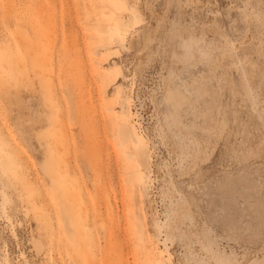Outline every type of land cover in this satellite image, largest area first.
Wrapping results in <instances>:
<instances>
[{"label": "rangeland", "instance_id": "374dc122", "mask_svg": "<svg viewBox=\"0 0 264 264\" xmlns=\"http://www.w3.org/2000/svg\"><path fill=\"white\" fill-rule=\"evenodd\" d=\"M0 23V264H264V0H0Z\"/></svg>", "mask_w": 264, "mask_h": 264}, {"label": "bare ground", "instance_id": "6f19581e", "mask_svg": "<svg viewBox=\"0 0 264 264\" xmlns=\"http://www.w3.org/2000/svg\"><path fill=\"white\" fill-rule=\"evenodd\" d=\"M86 8H85V10H86V13H89V9H88V6L86 5L85 6ZM10 9V8H9ZM6 11V10H5ZM41 11V10H40ZM108 12V11H107ZM40 14H41V12H40ZM4 15V14H3ZM3 17V16H2ZM10 19V18H9ZM52 19V18H51ZM54 19V18H53ZM59 22V21H58ZM1 24V23H0ZM58 24V23H57ZM2 26V25H1ZM54 27V26H53ZM19 28V27H18ZM49 28H51L50 26H49ZM13 29V28H12ZM52 29V28H51ZM99 31H103L104 29H103V27H100L99 29H98ZM14 31V30H13ZM51 31V30H50ZM54 32V31H53ZM13 33H15V31L13 32ZM25 34V33H24ZM15 35V34H14ZM17 35L18 34H16V37H15V39L17 38ZM27 36V35H26ZM13 37V38H14ZM30 37V36H29ZM28 37V38H29ZM48 37H49V35H48ZM27 38V39H28ZM19 39H20V37H18V39H17V42H16V47H17V49L18 50H20V49H22L23 47H24V45L26 44V43H24V42H26L27 40H24L22 43H23V46L21 45L22 43H21V41L23 40V38H21V40L19 41ZM12 42V41H11ZM18 42H20V43H18ZM42 42V41H41ZM46 43V42H45ZM49 43H51V42H49ZM27 45V44H26ZM25 45V47L24 48H26L27 46ZM109 45H111V44H109ZM43 46V45H42ZM58 46V45H57ZM56 49V48H55ZM1 50V49H0ZM28 50V49H27ZM35 50V49H34ZM57 52V51H56ZM94 54H96V52L94 53ZM49 56V55H48ZM55 59V58H54ZM94 63H96V62H94ZM22 64V63H21ZM2 65V64H1ZM57 67V66H56ZM21 69V68H20ZM35 70V69H34ZM56 70V69H55ZM35 74V73H34ZM16 75V74H15ZM0 76H2V75H0ZM4 76V75H3ZM19 76V75H18ZM47 77V76H46ZM53 78V77H52ZM19 79H21V78H19ZM19 82V81H18ZM23 83V82H22ZM56 83V82H55ZM57 84V83H56ZM8 86V85H7ZM6 87V86H5ZM9 87V86H8ZM22 87V86H21ZM9 89V88H8ZM25 88H23V90H24ZM1 91V90H0ZM8 92H10V91H7V90H4V88L2 89V91H1V93H2V96H4V97H6V96H8L9 94H8ZM75 93V92H74ZM53 95V94H52ZM52 97V96H51ZM73 97V96H72ZM172 99H174V100H176V101H179V100H181V95L179 94V93H173L172 94V97H171ZM52 99V98H51ZM52 101V100H51ZM120 107L122 108V110H123V105H120ZM42 109V108H41ZM59 110V109H58ZM108 111H111L110 109H108ZM117 131H116V133L115 134H117L118 135V141H117V146L118 147H123L124 145H126L127 144V142L128 141H134L135 143H136V150L134 151V152H126L125 153V157H127L128 159H130V160H133V161H135L136 162V164H137V169L134 171V172H132V173H130V176H131V178H134V177H136L137 176V174H139V172L141 171V169L142 168H147L148 167V164H149V152H148V149H147V147L144 145V144H142L141 142H139L138 140H137V137H136V132L127 124V123H118L117 124V129H116ZM16 143V142H15ZM57 149H59V148H57ZM126 180H128V179H126ZM140 184H142V185H144V186H147L148 185V177H145V178H143L141 181H140ZM67 225H71L70 223H68ZM140 225H141V223L139 224V227H140ZM139 232H140V228H139ZM140 239H142V236H141V234H140ZM34 244L37 246V245H39V241L38 240H34Z\"/></svg>", "mask_w": 264, "mask_h": 264}]
</instances>
